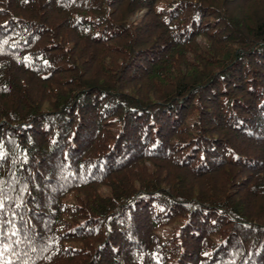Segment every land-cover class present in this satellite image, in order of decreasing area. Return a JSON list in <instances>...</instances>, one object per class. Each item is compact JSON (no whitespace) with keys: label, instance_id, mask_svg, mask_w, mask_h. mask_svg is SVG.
I'll return each mask as SVG.
<instances>
[{"label":"trees","instance_id":"16d2710c","mask_svg":"<svg viewBox=\"0 0 264 264\" xmlns=\"http://www.w3.org/2000/svg\"><path fill=\"white\" fill-rule=\"evenodd\" d=\"M0 264H264V0H0Z\"/></svg>","mask_w":264,"mask_h":264},{"label":"snow or ice","instance_id":"6c2138e0","mask_svg":"<svg viewBox=\"0 0 264 264\" xmlns=\"http://www.w3.org/2000/svg\"><path fill=\"white\" fill-rule=\"evenodd\" d=\"M0 204H2V202H0Z\"/></svg>","mask_w":264,"mask_h":264}]
</instances>
